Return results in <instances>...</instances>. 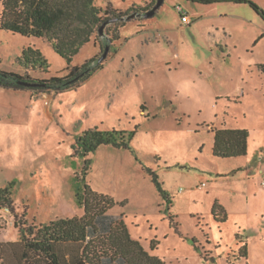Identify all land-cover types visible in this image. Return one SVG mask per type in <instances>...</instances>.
I'll use <instances>...</instances> for the list:
<instances>
[{"label": "rangeland", "instance_id": "obj_1", "mask_svg": "<svg viewBox=\"0 0 264 264\" xmlns=\"http://www.w3.org/2000/svg\"><path fill=\"white\" fill-rule=\"evenodd\" d=\"M189 2L196 3L165 0L154 16L146 17L157 0H96L104 8L112 4L111 13L122 14L110 16L108 20L115 21L103 34L95 32L72 66L92 57L99 60L108 46L102 68L79 87L63 92L0 87V187H11L15 206V211L0 209V240L21 236L15 222L30 226L82 216L75 176L91 159L86 180L98 192L112 196L129 192L142 176L152 182L148 166L180 198L170 210L165 200L162 209L129 212L127 217L134 239L169 264H264V72L259 66L264 64V21L260 18L259 27L257 21L247 22L252 19L249 11H254L249 4H219L217 8L233 14L215 19L233 34L227 39L231 49L223 52L211 46L210 36L198 37L194 27L183 22L177 7L193 11ZM203 21L197 27L213 22ZM147 25L151 30L142 31ZM121 31L124 37L111 39ZM248 33H258L256 40L263 38L254 46ZM28 46L42 51L49 71L21 65L19 57ZM67 67L66 59L46 39L0 30L1 70L42 79L64 76ZM224 122L250 131L247 155L213 154L210 131ZM97 126L127 131L137 127L134 152L102 145L86 157L76 154L77 136ZM238 167L244 178H251L250 189L244 178L241 186L251 193L249 210L232 208L225 223L201 220L193 213L188 194L214 189L217 176ZM202 180L207 186L199 187ZM116 201L102 225L124 218L122 203L128 199ZM237 234L248 241V258L234 259L242 244ZM205 251L212 256L206 257Z\"/></svg>", "mask_w": 264, "mask_h": 264}, {"label": "trees", "instance_id": "obj_2", "mask_svg": "<svg viewBox=\"0 0 264 264\" xmlns=\"http://www.w3.org/2000/svg\"><path fill=\"white\" fill-rule=\"evenodd\" d=\"M193 1L205 4L230 1L247 3L264 19V7L254 0ZM111 5L109 3L104 8L97 5L96 0H0V30L46 39L68 62L66 75L42 79H32L21 73L0 69V87L56 92L79 87L102 68L104 63L92 57L82 65L72 66L73 59L92 40L95 32L100 31L101 25L110 16L120 18L122 12L111 13ZM111 39H120V34L115 33ZM19 62L27 69L42 68L49 71L50 67L42 51L34 46L23 49ZM259 66L264 72V64ZM212 131L215 138V156L230 158L247 155L250 138L248 129L216 127ZM136 134L137 127L131 131L106 130L98 126L89 128L77 136L75 153L86 157L102 145H113L134 152L132 141ZM90 163L91 159H86L87 165L82 174L75 176L76 198L85 210L82 216L57 218L46 224L30 226H25V222H15L20 227L21 240L2 245L21 247L11 252L17 259V264H104L105 259V264H117L118 260L123 264H167L163 258L146 250L140 240L132 237L124 218L111 220L107 225L100 223L117 201L111 195L96 191L87 182ZM176 166L186 167L178 164ZM145 170L152 176L161 196L169 205L172 204L170 193L164 187L159 174L152 167L145 166ZM6 208L15 211L9 186L0 187V209ZM213 213L219 222L228 220V212L218 202L214 204ZM236 238L242 244L234 259L248 258V241L239 234ZM156 244L157 240H153V249L157 248ZM3 251L5 254L4 248ZM204 254L209 257V252L205 251ZM4 258L7 260V256L4 255Z\"/></svg>", "mask_w": 264, "mask_h": 264}, {"label": "crops", "instance_id": "obj_3", "mask_svg": "<svg viewBox=\"0 0 264 264\" xmlns=\"http://www.w3.org/2000/svg\"><path fill=\"white\" fill-rule=\"evenodd\" d=\"M254 1H256L262 7H264V4L261 3V0H254ZM189 3L192 7L193 6L195 7V9H193V11H191V9H187L184 5H179V6H181L183 8V10L186 13H188L189 16L191 17L192 22L189 25H190V27H194V28H192L193 29L192 31H194L198 37L210 36L209 41L212 42L211 46L214 45L216 48L221 49V51L223 50V52L229 51L231 48H230V45H229L227 39L233 35L232 31L230 29L226 28L224 26V24L223 25L218 24L216 20L217 19L222 20V18H224V16H231L233 14H232V12L231 13L226 12L225 10L222 11L221 8H217V7L221 3L222 4L223 3L234 4L235 6L236 5L240 6V5L247 4V3H236V2H231V1L230 2H213V3H209V4L202 3L205 6L207 5V7H204L205 9L201 6H198V7L196 6V5H198L196 3H199V2H196V3L189 2ZM198 8H203V9L198 10ZM232 10H234V9H232ZM254 11H249L250 12V18H252V19L247 20V22L253 23L254 21H257L256 23H257V26L259 27L260 18L263 21H264V19L256 11L254 13ZM211 17L212 18L214 17V19H210ZM255 18L257 20H255ZM203 20H213V22L207 23V25L205 23V25H206L205 28H203L205 25L201 26V27H199V26L197 27V25L199 23L205 22ZM193 24H194V26H193ZM150 30L151 29L149 28V25H147V27L144 28L142 31H150ZM166 30H168L167 32H171V30H174V29H168L167 28ZM258 33H260V31H258ZM258 33L257 34L248 33V35L250 36L249 42L253 43L254 46L256 44H258L260 42V40L264 37V34H262L263 37L261 36V38H258V40H256V37H258ZM120 37H124L122 34V31H121ZM167 38L169 39V37H167ZM205 41H207V39ZM206 45H208V44L206 43ZM225 124H226V122H224L222 124L223 125L222 127H228ZM217 127H220V126L218 125ZM231 128H234V127H231ZM210 132L212 133L211 140H212L213 146H214V141H215L214 132L213 131H210ZM200 144L201 143H199L197 145V147H198V151L200 152V154H202L203 152L201 150ZM230 158H236V157H230ZM196 159H202V156H200L199 158H196ZM167 166H170V165H167ZM192 166H193L192 167L193 169L195 167H197L196 162L194 164H192ZM241 168L242 167L234 168L233 172L232 173L230 172L231 174L225 175L223 177L217 176L218 178L215 179V188L211 189L209 191H206V193H204V194L194 193V191L189 193L186 199L188 200V203L190 206L195 207V209L193 210L194 211L193 213L195 215H198L199 217L201 216V220L202 219H208V220L212 221V218H213V220L217 223H225V222L217 221L214 217L213 207H214V204L216 202L220 203L226 209V211L228 212V220L230 218L232 208H234V209L238 208V209H241L242 211H248L250 208L251 201H252L251 200L252 196H251V193H248V192L242 190V188H241L243 178H244L242 175L243 173H240ZM261 174H262V172H261ZM149 177L152 180V182L145 181V176H142L141 181L135 183V185H131V187L129 188L130 189L129 192L123 191V192L119 193V195L113 196L116 200H118L119 198L121 200L128 199V201H126V203H122V211H121L122 217L124 216V218H126L125 219L126 223H127V217H128L129 212L152 211L155 208L162 209V206L164 205L165 199L161 196V194L158 191V189H157V187L153 181V178L150 174H149ZM250 179L251 178L248 177L247 175L244 178V181L246 180L245 185L248 186V189H250V186H251ZM160 180H161V178H160ZM162 182L165 185L164 181H162ZM203 183H206L205 186H207L206 180H202L199 184V187H203L202 186ZM167 190L169 191L170 196H171L172 201H173L172 204H170V206L167 207L170 210L171 208H173L175 206V202H177V200L180 198H178L177 196L175 197L172 194L171 190H169V189H167ZM151 202H153L155 204L151 205ZM202 207H204V209H205L204 212L201 211ZM114 208L115 207H113L112 209H114ZM110 211L111 210H109L107 214H109ZM206 225H207V223H206ZM207 230H208V228H207ZM20 240H21V236L19 238L0 240V264H17V259L13 256V254H11V252L14 250H19L21 247H19V245L17 246V245H11V244L9 246L4 247V245H2V244L16 243V242H19ZM3 248L5 249V254H4ZM145 249H146V247H145ZM208 252L210 253V255L212 254L210 251H208ZM150 253L154 254L152 252H150ZM195 254H196L195 256H197L200 260L203 259L202 258L203 255L201 253L197 254V252H196ZM4 255L7 256V260H5L6 257L4 258ZM161 258H163V257H161ZM105 262H107V259L104 260V264H105ZM167 264H169V262H167Z\"/></svg>", "mask_w": 264, "mask_h": 264}, {"label": "water", "instance_id": "obj_4", "mask_svg": "<svg viewBox=\"0 0 264 264\" xmlns=\"http://www.w3.org/2000/svg\"><path fill=\"white\" fill-rule=\"evenodd\" d=\"M163 3H164V0H157L156 5H155L152 9H150V10L145 14L146 17H152V16H154L155 13L157 12V10L163 5ZM113 21H115V20L112 19V20H108V21L104 22V23L101 25V27H100V31H99L100 34H103V33H104V29H105V27H106L110 22H113ZM108 51H109V47L107 46V48H106L104 54H103L102 57L100 58V61H103V60L107 57V55H108Z\"/></svg>", "mask_w": 264, "mask_h": 264}, {"label": "built area", "instance_id": "obj_5", "mask_svg": "<svg viewBox=\"0 0 264 264\" xmlns=\"http://www.w3.org/2000/svg\"><path fill=\"white\" fill-rule=\"evenodd\" d=\"M177 9H178V11L181 13V17H182L183 22H184L185 24H188V25L191 24L192 19H191V17L189 16V14L186 13V12L183 10V8H182L181 6H178ZM263 183H264V180H263ZM205 185H206V183H203V184H202V186H205Z\"/></svg>", "mask_w": 264, "mask_h": 264}]
</instances>
